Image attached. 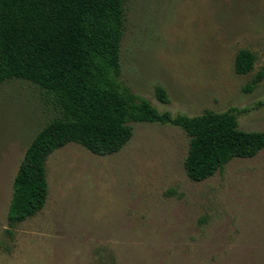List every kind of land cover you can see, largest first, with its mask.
<instances>
[{
	"label": "rangeland",
	"instance_id": "374dc122",
	"mask_svg": "<svg viewBox=\"0 0 264 264\" xmlns=\"http://www.w3.org/2000/svg\"><path fill=\"white\" fill-rule=\"evenodd\" d=\"M119 82L158 113L193 117L245 110L244 131H264V0H126ZM240 49L256 56L234 72ZM161 86L167 103L157 100ZM35 85H0V264H264V149L193 182L185 133L173 123H131L117 153L70 143L46 161L43 209L16 225L7 211L25 150L54 116Z\"/></svg>",
	"mask_w": 264,
	"mask_h": 264
},
{
	"label": "trees",
	"instance_id": "16d2710c",
	"mask_svg": "<svg viewBox=\"0 0 264 264\" xmlns=\"http://www.w3.org/2000/svg\"><path fill=\"white\" fill-rule=\"evenodd\" d=\"M126 0H0V85L22 80L38 87L54 116L25 150L12 184L5 234L40 212L47 200L46 161L67 144L96 156L119 152L131 139V123H173L188 138L183 167L193 182L213 176L235 158L264 149V131L239 129L245 110H205L193 117H171L119 82L120 46ZM254 53L240 49L234 72L252 71ZM264 70L243 87L251 93ZM158 101L168 98L155 86ZM256 106H264V101ZM1 245V244H0Z\"/></svg>",
	"mask_w": 264,
	"mask_h": 264
}]
</instances>
